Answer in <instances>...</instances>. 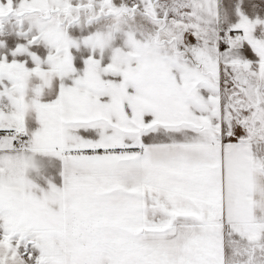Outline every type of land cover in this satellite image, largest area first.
I'll use <instances>...</instances> for the list:
<instances>
[{
  "label": "snow or ice",
  "instance_id": "6c2138e0",
  "mask_svg": "<svg viewBox=\"0 0 264 264\" xmlns=\"http://www.w3.org/2000/svg\"><path fill=\"white\" fill-rule=\"evenodd\" d=\"M244 4L0 3L29 21L0 56V264H264V18ZM36 154L62 162L39 198Z\"/></svg>",
  "mask_w": 264,
  "mask_h": 264
},
{
  "label": "crops",
  "instance_id": "0c3cea01",
  "mask_svg": "<svg viewBox=\"0 0 264 264\" xmlns=\"http://www.w3.org/2000/svg\"><path fill=\"white\" fill-rule=\"evenodd\" d=\"M253 5H256V7L253 8ZM244 7L248 11V14L250 16H255L256 14H259L260 17L264 18V0H245ZM229 20L231 22H234V17L225 18V16L222 13L220 24L218 26L222 27L223 25L228 23ZM262 32H264V25L258 26L254 32V35L257 38H261ZM0 56H6L9 61L12 60L10 57L11 56L10 50L0 51ZM17 60H25V59H17ZM50 91L54 93L55 85H53ZM30 127L32 130H35L38 127V125L33 120L30 123ZM258 148H259V153L264 155V143L260 144ZM33 159L36 162L38 170L29 169L26 172V178L31 180L34 184L37 185V187L33 189V195H35L37 198L41 197L44 193L49 191V183L53 184L57 188L63 187V179L60 176V172L62 170V162L58 158L36 154L33 157ZM256 180L258 186L261 189H264V175L257 174ZM252 198L254 201L259 202L261 204L260 207L257 206L253 207V215L259 221L262 218H264V210H262V208H264V197L261 196L260 192H254ZM53 209L56 210L57 206L53 205Z\"/></svg>",
  "mask_w": 264,
  "mask_h": 264
},
{
  "label": "rangeland",
  "instance_id": "374dc122",
  "mask_svg": "<svg viewBox=\"0 0 264 264\" xmlns=\"http://www.w3.org/2000/svg\"><path fill=\"white\" fill-rule=\"evenodd\" d=\"M6 0H0V3H4ZM115 2L118 4L119 0H115ZM15 3V0H14ZM0 24H2V34H0V41L6 42V47L5 46H0V51L2 50H10L11 48L15 47L17 43H23L24 41L22 39H19L17 37L18 32H23L28 30L29 28V21L27 18H18L15 15H9L5 17L3 20H0ZM88 27L84 23L83 19L81 20V24L78 29L76 28H70L69 33L70 35H76L81 32V34H86L88 31ZM119 43V40L116 41ZM34 51H39L41 55L44 54V49L43 46H41L39 49L34 48ZM74 56L76 57V65L77 67L80 66V60L79 57L80 55H86L87 54V49L81 47L78 50H72ZM108 50L107 48L105 49V56H107ZM11 59H13L12 56H10ZM15 59H28L27 57H16ZM28 66L32 67L31 62L27 64Z\"/></svg>",
  "mask_w": 264,
  "mask_h": 264
}]
</instances>
